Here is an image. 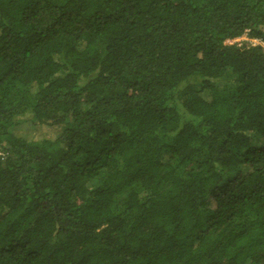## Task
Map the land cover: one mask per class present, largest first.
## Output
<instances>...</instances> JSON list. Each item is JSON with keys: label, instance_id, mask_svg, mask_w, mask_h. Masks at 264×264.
<instances>
[{"label": "trees", "instance_id": "16d2710c", "mask_svg": "<svg viewBox=\"0 0 264 264\" xmlns=\"http://www.w3.org/2000/svg\"><path fill=\"white\" fill-rule=\"evenodd\" d=\"M0 264H264V0H0Z\"/></svg>", "mask_w": 264, "mask_h": 264}, {"label": "rangeland", "instance_id": "374dc122", "mask_svg": "<svg viewBox=\"0 0 264 264\" xmlns=\"http://www.w3.org/2000/svg\"><path fill=\"white\" fill-rule=\"evenodd\" d=\"M232 41L233 42H237V43H240L242 41H247V42H249L251 44H254V45L257 44V41L256 40H251V39L249 40L246 36L239 37V38H237L235 40H232ZM42 130H43V128L40 129V130H38L37 132L31 131L29 129H26V126L23 125L20 131H21V133L25 134L27 137L37 138V137H40L41 136Z\"/></svg>", "mask_w": 264, "mask_h": 264}, {"label": "built area", "instance_id": "2783aa9c", "mask_svg": "<svg viewBox=\"0 0 264 264\" xmlns=\"http://www.w3.org/2000/svg\"><path fill=\"white\" fill-rule=\"evenodd\" d=\"M232 42H233V41H232ZM228 43H231V42L228 41Z\"/></svg>", "mask_w": 264, "mask_h": 264}]
</instances>
